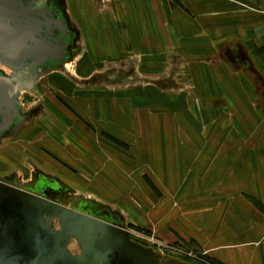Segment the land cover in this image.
I'll return each instance as SVG.
<instances>
[{"label": "crops", "instance_id": "1", "mask_svg": "<svg viewBox=\"0 0 264 264\" xmlns=\"http://www.w3.org/2000/svg\"><path fill=\"white\" fill-rule=\"evenodd\" d=\"M92 1L70 0L67 9L77 20V42L82 51L86 50L79 60L83 56L88 58L80 70L81 80L100 74L105 62L127 61L135 55L143 59V67L139 69L144 68L143 73L152 72L153 67L162 66V57L168 54L170 66L177 63L179 57L185 65L195 98L188 97L183 107L174 104L167 109H162L161 105L142 107L130 96L113 91L91 99L80 98L90 102L89 116L96 125L91 126L94 131L105 133L125 146L119 149L106 139L94 138L78 123L77 131L73 133L70 131L72 118L54 106L57 117L63 121V130L60 135L49 130L44 140L53 142L51 146L56 150L46 145L44 149L72 168L78 179L71 182L66 173L60 179L41 168L36 174L74 188L84 201H94V197H98L95 203L101 201L100 204L114 210L113 201L103 191L101 194V190L90 191V182L83 176L92 173L104 190L107 186L112 191L124 192L127 184H122L127 180L122 177L121 170L124 167L130 173L133 169L130 174L137 182V195L133 198L125 196L128 201L122 200L119 204L140 222L147 212L145 202L149 200L145 198L149 192L142 185L139 174L146 168V156H171L174 168L180 174L181 170L183 172V152L184 156H202L199 173L202 179L224 160L225 166L228 164L231 168V174L217 191L221 196L216 201L219 206L215 207V201L212 204L209 201L208 206L202 208L201 212L206 214L202 221L189 219L186 241L218 264H264V0H113L99 11L92 9ZM95 2L97 4L98 0ZM199 52L203 59L195 61ZM82 110L88 112L86 107ZM31 118L33 116L29 114L14 134L0 138L1 146L10 136H13L10 140L19 141L24 130L29 128L26 125ZM21 147L29 151L28 144ZM103 147L118 154L120 166L117 165V170L106 163L99 168L101 158H92L106 156L109 160L108 156L112 154ZM19 149L13 148L0 155L1 173L5 175L0 180V193L4 189L17 190L4 181L11 175L9 170L13 163L30 158L27 153H19ZM58 149L67 151L69 156H77V161L61 158ZM29 162L36 167L40 165L36 158ZM164 166L167 170L168 164ZM159 167L163 168V164ZM55 168L60 169L58 165ZM96 169L109 182H117V189L113 190L99 179ZM32 179L16 181L22 185ZM189 188L188 183L186 190ZM211 191L208 188L207 192ZM86 192L90 195H85ZM30 198L35 197L30 195ZM135 204L141 210L139 214L134 212ZM162 215L163 212H159L156 218H162Z\"/></svg>", "mask_w": 264, "mask_h": 264}, {"label": "rangeland", "instance_id": "2", "mask_svg": "<svg viewBox=\"0 0 264 264\" xmlns=\"http://www.w3.org/2000/svg\"><path fill=\"white\" fill-rule=\"evenodd\" d=\"M50 1L51 0H39V2L44 5L48 4ZM57 1H59V7L65 13L69 27L74 33V43L69 49L70 59L66 65H61L53 70L41 68L36 79L34 90H21L18 92L17 103L21 114L25 117L29 114L33 116V118L30 119V123L28 121V124L26 125H29L30 130L29 128H26L22 134L24 136L18 138L19 141L10 140V137H13L10 136L6 139L3 146L0 144V155L7 154L6 152H9L10 149L20 148L19 153L21 151L30 156V158L27 157V160L24 159L22 162L13 163L9 170L12 173L8 178L15 177L16 180L18 179L22 182L34 178L38 168H41V170L60 179L63 178L61 176L66 173L67 178L69 180L71 179V182L74 183L75 180L78 179L76 177V172L72 168L60 163L55 156H52L51 153H48L46 149H44V145L49 146L52 150V147L56 148L55 146H51L53 142L49 143L44 140L48 135V131L53 130L60 135L63 130V121L57 117V108L54 106L60 107L69 117L72 118L70 131L73 133L74 131H77L78 123L86 128L85 130L94 138L98 137L99 139H106L109 144L116 147V149H119L121 147L124 148L125 146H121L116 140H113V138L107 136L105 133L101 134L99 131L98 133L94 131L91 126L96 125L91 122L89 116L90 102L89 100H81L80 98L91 99L95 96H104L113 91L114 93L130 96L131 100L133 99L135 101L133 102L136 105L142 107L145 105L144 107L146 108H153L156 105H161L162 109H167L174 104L183 107L187 103L188 97L192 98V96H194L193 85L186 77L185 65L182 64L179 57L177 63L170 66V56L168 54H166L168 56L165 54L163 55L162 66L159 65L158 67H153V70H151L152 72L146 71L143 73L142 71L144 68H141V70L139 69L140 67H143V59L135 55L127 61L117 59L105 62L100 74H97L88 80H81L80 78L83 77L80 74V70L84 65L83 63L86 62L88 58L86 59V57L83 56L82 60H79L81 53L84 54L86 50L82 51L80 44L77 42L79 39V34H77V20H75V16H72L71 13L69 15L67 12L70 0ZM95 1L97 0L92 1L94 3L92 9L95 11H99L101 7L105 8V5L109 6L114 2L113 0H98L96 4ZM84 3L88 6L86 2ZM114 8L116 12H119L118 8ZM194 58L195 61H201L203 55L199 52ZM157 59L161 61L159 55H157ZM1 69L3 70V73L12 76L13 78L15 77L16 79L25 72L28 74L27 76H31V72L29 70L28 72L26 71L28 65L24 69H21L20 72L16 73H13L9 69H4L3 67H1ZM85 107L86 110L88 109V112L82 110V108ZM75 111H78V113ZM146 116L149 115L146 113ZM22 144H28L29 151L24 150L26 148L22 149ZM181 145L184 149L185 144L182 143ZM109 147L111 148L112 146ZM103 148L108 150L106 147ZM57 152H61L62 156L60 157L63 159L73 158V160L77 161V156H69L70 154L67 151H65L67 154L59 149ZM34 153L38 154V156ZM108 153L112 154V156H108L109 160H106V156H104L103 159L101 156H92V158H97L98 160L101 158L100 160L102 163H98L99 168L101 164L106 163L108 167L116 169L117 165H119L117 160L118 154L109 150ZM168 157L171 156H146V168L140 171L139 174L143 177L142 175L145 173L143 177L144 182L141 177L140 180L142 185H144L149 192L145 195V198L149 200L145 202L147 205V212L146 214H143L140 222L128 214V209L124 210L123 208H120L121 206L119 204L122 200L124 202L128 201L125 196L133 198V196L137 195L135 194L138 190L137 182L134 179V176L130 174L134 172L133 169L130 170V173L124 167L121 170L123 173L122 177L127 180L122 184L123 186L127 184V186H125L127 188H125L124 192L118 191L117 182H109L106 177L101 175L102 173H99L100 170L98 171V169H96L95 174L97 173L100 175L99 179L105 184L111 186L113 190L114 188L117 190L112 191L108 189L107 186H104L106 189L104 190L100 185L101 182H99L98 178L92 173L88 175L85 173V175L82 176L90 182L88 183L91 186L89 189L90 191H94V189L98 191L101 190L99 191L101 194L103 191V194L113 201L111 204L115 206L114 211L124 220V224H126L130 233H132L133 237L143 246L154 249L155 253L165 257V260L172 259L180 264H218L205 257L201 252L193 249L191 244H188L186 241V233L190 218H193L195 222H200L206 216V214L201 211L203 210L202 208L208 206V204H206L207 202L210 201L209 204H212L215 201V205L217 204V198L221 197L220 193L217 191L221 190L225 178L231 174V168H228V164L226 167V161L221 160L220 164L214 167V169L210 171V174L202 179L199 175L202 167V156H184L183 152V172L179 166L181 174L178 169L176 171V168H174L173 158L171 157L170 160H167L166 158ZM31 158L38 159L40 165L36 167L30 163L29 161H31ZM229 160L233 161V158L230 157ZM165 163L168 164L167 170L164 166ZM159 164H163V168L159 167ZM57 165L60 168H58L59 171L55 168ZM119 169H121V167ZM1 171L2 169L0 168V180L1 177L5 176ZM178 172L179 176L177 177ZM154 182L157 183L156 186L161 192L154 186ZM188 183L190 185L189 191L186 190ZM208 188L212 191L207 192ZM68 189L71 197L79 198L80 196L83 198V196L75 191L74 188L72 189L68 187ZM213 189H215L214 192ZM86 193L87 194L85 195H90V193ZM95 198L96 197H94L93 200L97 201L98 197L97 199ZM152 198L154 200H151ZM99 202L102 203L101 201ZM149 202L151 203L148 204ZM222 202H224V198L222 199ZM100 203L99 205L105 206L103 205L104 203ZM218 206L219 205H216L215 207ZM135 211L137 213L138 211H141L140 208L137 207V204H135L134 212ZM159 212H163L162 218H156ZM50 213L51 214L49 215H44V222L48 228L55 231L61 230L65 237L72 239L71 241H73V236L64 232L63 221L66 216H69V213ZM231 233L233 235V232ZM231 239L233 238L231 237ZM0 260L10 263L15 262L13 245L10 244L5 237L2 225H0Z\"/></svg>", "mask_w": 264, "mask_h": 264}, {"label": "water", "instance_id": "3", "mask_svg": "<svg viewBox=\"0 0 264 264\" xmlns=\"http://www.w3.org/2000/svg\"><path fill=\"white\" fill-rule=\"evenodd\" d=\"M38 2L39 0H0V64L13 73L20 72L28 65L31 72V76L21 75L16 79L0 71V138L16 132L26 120L17 103L18 92L34 90L41 68L53 70L67 62L70 57L68 50L74 43V33L58 4L51 2L47 7H39ZM11 199H17L14 202L16 207L25 208L30 215L28 217L32 219L33 228L28 230L29 237L26 241L28 246L35 247V253L27 264H83L60 247L61 236H64L62 231L61 235L54 236L43 226L44 215L51 214L50 206L41 202L36 204L34 198L27 197L24 198L26 202H21L17 194H12ZM44 207L46 209L42 210ZM53 207V213L62 212ZM63 223L64 232L83 244L82 258L86 261L84 264H92L93 261L100 263L102 255L94 251L91 236L96 230L107 231V226L78 208L77 213L66 216ZM1 224L7 238L9 225ZM63 253L66 261H61L63 258L59 256ZM156 257L159 264H166L159 255ZM0 264L17 263L0 260ZM173 264L180 263L174 261Z\"/></svg>", "mask_w": 264, "mask_h": 264}, {"label": "flooded vegetation", "instance_id": "4", "mask_svg": "<svg viewBox=\"0 0 264 264\" xmlns=\"http://www.w3.org/2000/svg\"><path fill=\"white\" fill-rule=\"evenodd\" d=\"M51 2H56L59 7V1L51 0L49 3ZM49 3L42 5L41 2H38V6L47 7ZM67 62L63 65H66ZM1 67L8 69L0 64L1 72L3 71ZM4 182L15 186L14 188L17 189L11 190L16 193L6 189L0 193V225H2L1 223L9 225L10 229L8 230L9 235L7 238L10 244L13 245L15 262L17 264H27L32 258L33 253H35V247L33 245L28 246L26 241L29 237L28 230L33 228V224L31 223L32 219L28 217L30 215L25 208L22 209L21 207H16L17 204L15 203L17 199H11L12 194H17V196L21 198V202H26L24 199L25 197L30 199V195L34 196L35 201H37L35 202L36 204L41 202L50 206L49 212L54 211L53 206L57 207L60 211L69 214L77 213V208L82 209L93 218L97 219L100 223L107 226V231L96 230L92 233L91 237L94 242V251L97 254L100 253L102 255L100 263L93 261L92 264H159L158 256L156 257V255L159 254L155 253L154 249L145 247L138 242L124 225V220L119 217L114 210L99 205L94 201H84L80 197H71L69 195V189L62 186L56 179L36 174L30 182L22 185L17 184L15 177L8 178ZM18 203H20V201ZM44 209H46V207L42 208V210ZM41 215L43 216V214ZM43 226L53 233L54 236L61 235V230H52L48 228L46 224ZM62 236L60 247L63 251L68 253L71 257H77L79 261L84 264L86 261L82 259V256L84 255V246L81 241L76 240L74 237V240L71 241L72 239L65 237V235ZM46 247H48V244ZM63 255L64 253L59 255L63 258L61 261L65 260ZM59 256L58 258H60ZM159 256L161 257V261L166 264H173L175 261L172 259L165 260V257H162L161 255ZM65 264L67 263L65 262Z\"/></svg>", "mask_w": 264, "mask_h": 264}, {"label": "bare ground", "instance_id": "5", "mask_svg": "<svg viewBox=\"0 0 264 264\" xmlns=\"http://www.w3.org/2000/svg\"><path fill=\"white\" fill-rule=\"evenodd\" d=\"M42 5H43V3H42ZM29 70V69H28ZM28 70H26L27 72H28ZM23 74V73H22ZM23 75H25V76H27L28 74H26V72L23 74ZM15 187V186H14ZM83 259V258H82Z\"/></svg>", "mask_w": 264, "mask_h": 264}]
</instances>
